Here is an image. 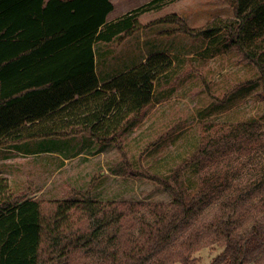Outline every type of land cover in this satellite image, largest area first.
I'll return each mask as SVG.
<instances>
[{
	"label": "trees",
	"instance_id": "16d2710c",
	"mask_svg": "<svg viewBox=\"0 0 264 264\" xmlns=\"http://www.w3.org/2000/svg\"><path fill=\"white\" fill-rule=\"evenodd\" d=\"M167 1L149 0L107 21L110 0H0V152L28 139L86 132L124 154L123 132L143 112L172 59L151 53L98 88L93 45L147 26L139 15ZM228 1L233 17H216L202 28L187 27L176 13L151 23L176 20L182 32L204 38L225 32L226 42L258 68L264 93V0ZM102 89L115 92L105 95ZM75 94L93 99L92 116L113 119L65 125L62 112ZM255 125L254 120L205 124L199 145L176 166L171 180L151 177L171 195L167 203L101 201L88 192L78 199H38L13 193L0 170V264H77L81 258L82 264H195L193 254L203 245L222 248L208 264H264V193L254 201L257 186L237 188L210 220L177 240L189 217L227 184L220 174H206L193 191L185 170L240 136L253 138Z\"/></svg>",
	"mask_w": 264,
	"mask_h": 264
},
{
	"label": "rangeland",
	"instance_id": "374dc122",
	"mask_svg": "<svg viewBox=\"0 0 264 264\" xmlns=\"http://www.w3.org/2000/svg\"><path fill=\"white\" fill-rule=\"evenodd\" d=\"M146 1L112 0L115 10L111 18ZM169 13H176L190 28L205 27L216 17H233L228 0H171L161 9L141 15L140 22L150 23L147 26L127 37L97 44L100 76L123 63L129 68L138 65L137 58L146 51L168 54L172 65L156 79L151 100L123 132L124 154L113 143H98L85 135H54L3 146L0 170L13 193L52 200L78 199L88 192L101 201L167 203L171 195L151 177L171 180L176 166L199 145L205 124L228 126L254 120L253 138L240 136L185 170L184 180L193 191L206 174H220L227 184L213 191L189 217L177 240L191 227L210 220L219 212L220 201L239 187L257 186L254 201L258 200L264 193V93L259 70L226 42L223 31L204 38L182 32L176 20L151 23ZM105 54L109 59L103 58ZM121 54L133 56L132 60L118 62ZM145 214L149 218L147 210ZM221 249L219 245L201 246L193 254L195 264H208ZM83 262L81 258L77 264Z\"/></svg>",
	"mask_w": 264,
	"mask_h": 264
},
{
	"label": "crops",
	"instance_id": "0c3cea01",
	"mask_svg": "<svg viewBox=\"0 0 264 264\" xmlns=\"http://www.w3.org/2000/svg\"><path fill=\"white\" fill-rule=\"evenodd\" d=\"M112 2V0H110ZM149 1V0H148ZM146 1V2H148ZM171 1V0H169ZM167 1V3L169 2ZM144 2V3H146ZM142 3V4H144ZM166 3V4H167ZM113 4V8L111 11L108 12L107 16H106V20L107 21H111V20H114L116 19L117 17L121 16L122 14H124L125 12L135 8V7H138L142 4H139V5H136L134 6L133 8H128L125 12H123L122 14H120L119 16H116L114 18H111L114 10H115V4L112 2ZM165 4V5H166ZM163 7V6H162ZM161 7V8H162ZM161 8H158L156 10H159ZM155 10V9H154ZM149 11H152V10H149ZM148 12V11H146ZM146 12H142L140 15H139V19L141 17V15L145 14ZM109 42H112L109 41ZM109 42H104V41H98V42H95L94 45H93V49H94V59H95V66H94V71H95V74H96V77L98 79V88H100L104 83L110 81L113 77H116L126 71H128L129 69L133 68V67H127L124 63L122 65H118L117 67L114 68V70L112 72H110V74L108 75H105V76H100L99 74V71H98V54H97V44L99 43H109ZM154 53V52H153ZM151 53L149 51H146L144 53V55H141V57L139 56L137 59H139V63H142L145 61V59L150 55ZM110 55H107L105 54V56H103V58L106 60V59H109ZM132 57L131 55H129V57L125 56L124 54H121V55H118L117 56V61H123V60H127V58L129 60H132ZM137 61V60H136ZM126 66V67H125ZM137 66V65H136ZM135 67V66H134ZM104 90L106 93L105 95H108L112 92H115V90H108V89H102ZM83 95H78V94H75V96L73 98L70 99L69 102H66L65 104H67V106L65 107L64 111L62 112V123H64L65 125H68V126H80L81 124H83L84 122H86L87 124H97V123H101L102 120L104 121H109V120H112L113 117H111L109 114H102V115H99L98 117L96 116H92V112L95 110L94 109V104L92 103V98L91 97H84ZM82 136V135H85V136H89L86 132H80V133H77V134H72V135H68L66 137H74V136ZM90 137V136H89ZM91 138V137H90Z\"/></svg>",
	"mask_w": 264,
	"mask_h": 264
}]
</instances>
